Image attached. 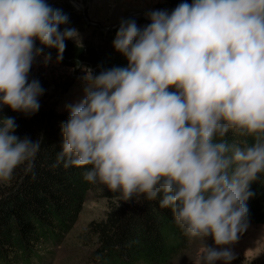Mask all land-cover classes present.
I'll return each mask as SVG.
<instances>
[{
    "label": "clouds",
    "instance_id": "clouds-1",
    "mask_svg": "<svg viewBox=\"0 0 264 264\" xmlns=\"http://www.w3.org/2000/svg\"><path fill=\"white\" fill-rule=\"evenodd\" d=\"M142 28L122 20L113 46L126 66L85 77L84 96L62 122L57 164L121 200L159 197L189 238L229 245L247 227L250 182L264 173V0H181L148 13ZM47 0H0V106L33 114L43 93L29 80L44 49L62 59L76 29ZM51 53L44 56L45 62ZM0 120V181L32 167L41 141L18 138ZM251 137L243 144L225 139ZM228 247L206 243L195 264H229Z\"/></svg>",
    "mask_w": 264,
    "mask_h": 264
},
{
    "label": "trees",
    "instance_id": "trees-1",
    "mask_svg": "<svg viewBox=\"0 0 264 264\" xmlns=\"http://www.w3.org/2000/svg\"><path fill=\"white\" fill-rule=\"evenodd\" d=\"M181 0H164L162 9L171 12ZM191 3V0H188ZM67 15V21L59 29L74 28L82 33L88 26L84 15L69 6H53ZM87 16V15H86ZM119 26L110 30L96 28L91 37L79 40L66 39L62 59L57 61V50L42 47V54L70 67L80 65L94 68L97 73L113 66H126L127 59L113 46ZM29 80H39L43 93L38 97L39 109L33 114L13 111L7 105L0 106L3 116L15 118L18 138L40 140L32 167L27 162L18 166L11 183L0 196V264H40L41 255L59 247L72 230L82 210L86 196L95 184L84 179L85 167H63L57 164L63 136L62 122L70 111L55 112L41 109L47 97L48 84L40 73L28 74ZM225 139L243 144L251 137L234 135L231 131ZM253 195L246 201L247 224L264 223V173L250 182ZM110 205L106 216L89 224L88 230L96 238L93 261L99 264H170L188 252L194 238H189L177 225L170 208L155 200L141 198L136 201L120 199L118 193L106 194Z\"/></svg>",
    "mask_w": 264,
    "mask_h": 264
},
{
    "label": "rangeland",
    "instance_id": "rangeland-1",
    "mask_svg": "<svg viewBox=\"0 0 264 264\" xmlns=\"http://www.w3.org/2000/svg\"><path fill=\"white\" fill-rule=\"evenodd\" d=\"M76 1L82 4L86 15L88 14V8L90 14L94 12L97 15L99 21H95L87 15L90 22L105 28L115 26L129 13H149L152 10L162 9L160 5L164 2V0ZM104 1L107 2L109 11L114 13L115 18L108 21L106 20L108 18H106L104 19L106 22L103 23L100 20L103 18ZM89 2L91 3L88 4ZM47 3L52 6H69L76 9L68 0H47ZM130 19H135L137 25L141 28L150 23L140 16ZM88 26H92L94 29L99 28L90 24ZM94 29L86 27L84 32L77 33V38L82 40L83 38L91 37L90 34ZM35 46L37 47L36 42ZM44 56L42 53L36 56L29 71L30 74H42L48 84L46 90L47 97L43 100L41 109L44 111L53 110L55 112L70 111L68 106L79 102L84 96L85 77L89 71L93 76L98 73L91 67L83 65L70 67L52 58L45 62ZM10 183L11 179L9 181H0V196ZM109 191L111 190L106 186L100 183L95 184L94 188L88 192L77 222L72 230L66 235L59 247L51 248L41 255L40 264H99L93 261L92 255L97 245L96 238L89 232L88 226L93 221H100L105 218L110 205V201L106 197ZM204 243L213 247L230 248L233 253V259L229 264H264V223L247 224V227L237 234V239L229 245H215L211 236L205 238V240L194 238L189 248L190 250L180 255L170 262V264H195ZM34 264L37 263L34 262ZM216 264H224V262L218 260Z\"/></svg>",
    "mask_w": 264,
    "mask_h": 264
},
{
    "label": "water",
    "instance_id": "water-1",
    "mask_svg": "<svg viewBox=\"0 0 264 264\" xmlns=\"http://www.w3.org/2000/svg\"><path fill=\"white\" fill-rule=\"evenodd\" d=\"M68 1L71 2V3L76 7V9H77L78 11L82 12V14L84 15V18H85V20H86V22H87L88 24H90V25H94V26H97V27H99V28L102 29V30H110V29H113V28L116 27V26H120V23H121L122 20H127V19H130V18L136 17V16L143 17V18L146 19L148 22H151V21H150V18H149V16H148V13H145V12H138V13H136V12H132V13L127 14V15H126L123 19H121V20H120L115 26H112V27H109V28H105V27H103V26H101V25H98V24H95V23H93V22H90V20H89V19L87 18V16H86V13H85V11H84L83 6H82L81 3H79V2L76 1V0H68Z\"/></svg>",
    "mask_w": 264,
    "mask_h": 264
},
{
    "label": "crops",
    "instance_id": "crops-1",
    "mask_svg": "<svg viewBox=\"0 0 264 264\" xmlns=\"http://www.w3.org/2000/svg\"><path fill=\"white\" fill-rule=\"evenodd\" d=\"M90 3L91 2H89L88 4H90ZM106 3L107 2L104 1V5H103V18H102V20H100L103 23L106 22V21H104V19H106V18H108V19H106L107 21L108 20H113L115 18L114 13L112 11L111 12L109 11V8H108V6H107ZM87 12H88V14H87L88 17L92 18L95 21H99L98 18H97V15L94 12H91V14L89 13V8H88Z\"/></svg>",
    "mask_w": 264,
    "mask_h": 264
}]
</instances>
